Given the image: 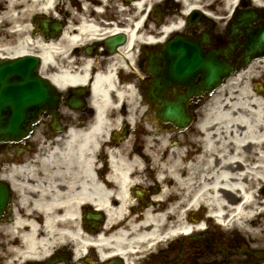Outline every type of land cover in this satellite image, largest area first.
Masks as SVG:
<instances>
[{
	"label": "bare ground",
	"instance_id": "obj_1",
	"mask_svg": "<svg viewBox=\"0 0 264 264\" xmlns=\"http://www.w3.org/2000/svg\"><path fill=\"white\" fill-rule=\"evenodd\" d=\"M104 1L116 7L126 28L96 21L98 13L88 0H82L83 8L73 16L78 26L69 25L55 39L40 32L32 34L24 24L31 13L51 10L53 0H0V5L8 3L0 9V18L12 21L13 34L17 36L9 40L0 37V56L37 52L43 60V73L60 88H66L85 83L88 78L89 59L79 70L63 57L76 44L89 37L122 31L129 35L122 48L128 53L138 41L160 42L170 32L181 29L184 22L179 13L167 17L161 25L150 23L146 12L164 0ZM203 1L180 0L185 14L202 7ZM256 1L264 5V0ZM236 2L217 0L221 22L227 20ZM205 4L215 7L211 1ZM259 77L264 78V57L240 70L212 96L195 135L185 138L182 145L171 146L173 137L167 135L148 136L142 153L124 144L109 151L112 170L105 174L100 162L101 147L111 129L106 112L113 104L111 89L117 84L112 73L99 72L93 84L98 109L95 119L86 126L72 125L66 134L54 139H42L37 154L9 165L1 174L21 192L13 223L0 225V242L5 249L1 257H10L9 264L18 259H42L54 246L70 240L77 257L96 248L102 259L120 254L126 264H134L137 254L130 250L144 244L154 247L202 228L203 223L198 224L194 217L202 206L217 214L220 221L230 216L229 222H238L240 228L257 217L264 210V88ZM128 93L133 96V88L122 85L117 95L122 99ZM131 113L128 120L135 123ZM152 130L150 124L145 129L148 134ZM185 144L192 146L188 153ZM149 159L162 190L149 197L148 207L139 211L131 190L145 185L143 176ZM144 190L147 192L146 187ZM90 202L98 204L107 215L97 234L81 226L80 208ZM16 238L20 240L18 245ZM162 238L165 241L158 242Z\"/></svg>",
	"mask_w": 264,
	"mask_h": 264
},
{
	"label": "flooded vegetation",
	"instance_id": "obj_2",
	"mask_svg": "<svg viewBox=\"0 0 264 264\" xmlns=\"http://www.w3.org/2000/svg\"><path fill=\"white\" fill-rule=\"evenodd\" d=\"M91 4H102V0H88ZM83 8L82 0H57L55 6L54 21L60 26L59 34L60 38L70 23L73 27H77L78 20H73L75 13L79 12ZM104 15L98 14L95 17L96 21L108 22L105 20ZM119 32H112L95 39L94 41L85 42L84 44H77L75 49L71 50L67 56L63 57L67 61H72V68L81 70L85 62L91 60L90 66V83L93 81L95 74L101 71L105 74L112 73L116 78L115 89L111 94L113 108L110 110V116L123 115L127 116L131 111H134L137 105L138 98L141 99L142 88L153 77L152 72L146 71L147 55L141 47L132 49L126 53L123 51L125 44L119 45L114 51L106 45L105 41ZM180 35L188 41L193 42L192 47H196L200 56L204 60H211L214 62L217 68V60L225 61L230 67L236 68V73L249 66L252 62L244 63L245 49L247 38L245 35L240 34L238 37L232 36L226 30L217 29V3L214 7V17L204 18L203 21L189 23L186 22L185 26L179 32ZM174 38L175 36H170ZM155 42L150 46L152 54H156L159 46ZM161 48V46H160ZM131 54H133L131 56ZM153 59H156L153 58ZM141 73L143 76H141ZM225 77L226 82L229 77ZM202 73L197 71L196 82L201 81ZM122 85H129L133 88V96L128 95L125 98L119 99L118 93L119 87ZM178 91H175L174 87H171L167 96L172 99L179 95L187 93V87H178ZM72 94L70 89L64 90V98L67 101ZM210 95L206 97L205 93L199 95H193L186 100V110L191 115L198 116L203 109L206 101ZM85 105L94 106L93 94L85 95L83 97ZM133 101V104H132ZM140 104V103H138ZM134 109L132 110V106ZM95 107V106H94ZM60 123L62 126L59 129L53 127L52 118L48 115L47 111L43 112V119L39 121L33 130L30 137L25 138L19 142H1L0 154L6 152L9 155L0 156V160H25L27 156H32L38 153L40 141L42 139H54L58 136L66 134L70 129L72 123L76 122L82 126L94 119L91 113L94 109L90 107H83L81 109L69 108V105L65 104L60 108ZM96 112V109H95ZM169 126L170 125H166ZM193 126V125H192ZM190 126L188 129H190ZM121 127L115 126L105 137V148L107 150V156L100 157L103 171L108 174L111 168L112 157L110 155L111 150L119 149L124 144L129 147L128 149L134 150L136 147L137 135L132 126L129 127L127 132H120ZM23 155L25 157H17ZM10 182V181H9ZM115 180H113V184ZM116 184V183H115ZM152 192V191H150ZM152 194V193H150ZM21 200V192L17 191L13 186L11 196L9 200V208L0 216V225L3 223H13L16 215V207ZM118 203V200L117 202ZM146 206V203L144 204ZM98 209L104 211L99 206ZM94 209L93 204H82L80 210L81 226L86 229L90 227V222L87 218V213ZM105 218L103 223L105 222ZM103 223L101 225H103ZM20 243L19 238H16V245ZM0 242V264H9L10 257H1L5 252L4 246ZM5 245V244H4ZM148 247H144L143 252H139L135 258L134 264H264V241H255L253 238H246L241 234L235 232H218L213 231L212 234H205L199 238H188L182 245H172L171 247H159L156 250H147ZM63 255L64 258L60 259ZM125 264L122 257H120ZM75 256L72 247L68 241L64 244L54 246L50 253L42 259H18L15 264H68L74 262Z\"/></svg>",
	"mask_w": 264,
	"mask_h": 264
},
{
	"label": "water",
	"instance_id": "obj_3",
	"mask_svg": "<svg viewBox=\"0 0 264 264\" xmlns=\"http://www.w3.org/2000/svg\"><path fill=\"white\" fill-rule=\"evenodd\" d=\"M240 22L234 29L247 27L250 34L255 33L254 26L250 23L249 16L240 17ZM250 42L253 52L264 51V26L260 27L257 34H254ZM37 59L26 56L17 59H6L0 62V137L15 138L22 135L34 119L35 112L41 108H52L57 100V93L53 86L46 79L37 77ZM185 62L180 60L175 65L185 68ZM180 70V69H179ZM209 78H213L210 75ZM160 83L159 81H156ZM160 86L157 93L160 97ZM6 112V113H5ZM172 106L166 107L165 116L175 122L181 121L180 114H175ZM184 119V117H183ZM0 190L7 191L4 185L0 184Z\"/></svg>",
	"mask_w": 264,
	"mask_h": 264
},
{
	"label": "rangeland",
	"instance_id": "obj_4",
	"mask_svg": "<svg viewBox=\"0 0 264 264\" xmlns=\"http://www.w3.org/2000/svg\"><path fill=\"white\" fill-rule=\"evenodd\" d=\"M30 16V15H29ZM29 18H31V17H29ZM28 18V19H29ZM194 129V128H193ZM192 129V130H193ZM196 129V128H195ZM191 130V131H192ZM185 134V133H184ZM181 135H183V134H181ZM184 136V135H183ZM175 138H177V137H175ZM262 190V189H261ZM251 221H255V222H257V221H259L257 224H255V225H257V226H253V228H252V231H253V237L255 238V240L256 241H258L259 239H261V240H264V210H263V212L261 213V214H259L257 217H255L253 220L252 219H250ZM249 220V221H250ZM246 223H248V221L246 222ZM260 223V224H259ZM262 224V225H261ZM250 237V236H249Z\"/></svg>",
	"mask_w": 264,
	"mask_h": 264
}]
</instances>
